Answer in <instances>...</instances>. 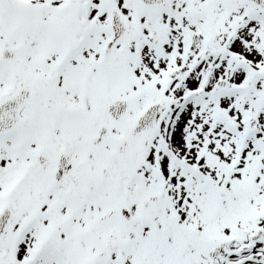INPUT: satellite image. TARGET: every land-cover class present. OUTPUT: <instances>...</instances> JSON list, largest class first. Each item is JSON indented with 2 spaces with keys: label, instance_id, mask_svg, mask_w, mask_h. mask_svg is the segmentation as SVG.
<instances>
[{
  "label": "snow or ice",
  "instance_id": "1",
  "mask_svg": "<svg viewBox=\"0 0 264 264\" xmlns=\"http://www.w3.org/2000/svg\"><path fill=\"white\" fill-rule=\"evenodd\" d=\"M0 264H264V0H0Z\"/></svg>",
  "mask_w": 264,
  "mask_h": 264
}]
</instances>
